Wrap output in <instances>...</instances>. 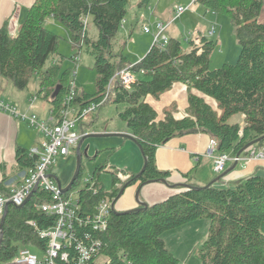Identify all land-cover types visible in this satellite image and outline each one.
Segmentation results:
<instances>
[{
	"label": "trees",
	"instance_id": "obj_1",
	"mask_svg": "<svg viewBox=\"0 0 264 264\" xmlns=\"http://www.w3.org/2000/svg\"><path fill=\"white\" fill-rule=\"evenodd\" d=\"M130 1L36 0L14 35L8 22L0 29V76L10 80L18 90L27 89L33 77H38L39 90L35 96L51 104L50 116L55 124L60 122L74 77L70 70L59 75L58 63L64 56L60 53V37L46 26L50 18L70 31L72 46L78 47V53L72 57L80 58L85 47L94 58L97 90L89 94L76 88L71 105L82 110L102 102L107 95L102 106L126 105L119 117L141 145L144 172L130 174L125 183L112 172V186L107 189L100 180L106 166L96 168L92 175L94 185L77 194L82 218L93 216L102 200L116 199L125 185H145L160 179L169 183L171 173L158 169L156 152L174 138L204 133L217 141L219 152L232 155L245 154L251 145L264 146V23L258 20L264 0L194 2L212 12L228 15L241 47L236 64H225L216 70L210 69V62L218 44L203 35L189 41L188 51L184 50L182 41L169 38L165 46L153 44L142 59L130 62L125 54L127 43L118 40ZM150 3L151 0H140L139 6L147 8ZM89 18L97 28V39L90 38L89 22L84 23ZM126 68L137 79L130 89L124 88L117 77ZM176 83L187 86V115L177 117L174 109L166 111L159 120L157 111L146 99L149 96L159 99ZM58 86L60 90L53 96ZM206 97L217 102L220 112ZM236 117L240 121H234ZM15 154L20 174L36 167L38 157L31 156L30 150L18 147ZM82 175L81 166L70 193L75 191ZM185 177L191 187L178 188L179 192L161 202L125 214L112 211L104 232L94 231L90 225L77 226L75 241L66 249L70 264L79 256L77 241L101 242L97 247L99 254L85 264H102L100 257L109 260L104 264H180L168 250L163 234L200 219L210 222L199 250L201 264H264V176L255 174L224 187L216 182L199 187L192 183L190 175ZM5 183L6 180L0 181V190L9 196L11 188ZM51 199L50 193L39 189L26 204L9 205L0 264H10L21 248L45 251L46 240L40 238L33 223L40 230L55 225L56 217L39 207Z\"/></svg>",
	"mask_w": 264,
	"mask_h": 264
},
{
	"label": "rangeland",
	"instance_id": "obj_2",
	"mask_svg": "<svg viewBox=\"0 0 264 264\" xmlns=\"http://www.w3.org/2000/svg\"><path fill=\"white\" fill-rule=\"evenodd\" d=\"M139 2L140 0L130 1L127 7V15L123 21V27L118 35V40L121 41V43H127L125 54L130 62H138V59L143 58L154 44L153 31L155 28L153 22L155 20L167 24L169 20L175 17V12L179 7L187 8L191 6L180 18L172 22L171 26L168 25L166 30L167 37L179 39L183 43L184 50L188 51L189 41L191 39L197 38L200 35L206 36L209 40L215 41L218 44L211 55V70L219 69L225 64H236L241 47L236 38L232 20L228 15L207 10L198 3H193V0H151L147 8L140 7ZM149 18L152 21L150 24H148ZM258 20L264 21V9L258 17ZM88 22L90 38L97 39L98 31L96 26L93 24L91 18H89ZM212 25H214L215 29L213 34H211ZM46 26L60 37V52L64 56V59L62 62L58 63L60 65L59 75L62 76L69 70L74 74L73 72L77 69L75 85L78 91L94 94L97 90V74L94 70V58L84 47L80 53L79 62L77 63L74 59L76 56H72L78 53V47L72 46L70 31L51 19L47 20ZM145 26L151 29V34L144 32L143 28ZM123 28H127L129 33H132L130 37L127 36ZM49 65L50 63L47 64V66ZM4 81L9 88L12 89H7L6 93H3L2 97L5 102L10 103L14 102V100L19 101L24 109H20V106L15 103L18 113H29L26 111L29 107L28 104L32 101V97L37 95L39 90L38 77H33L28 88L25 90H18L8 79H4ZM192 92L197 95L200 94L196 90H192ZM149 98L156 100L153 96H149ZM206 100L215 110L220 112L217 102L214 99L206 97ZM175 106H177V103H169L164 106L161 109V117L164 116L163 114L166 111L174 110L176 108ZM125 108V104L117 105L109 103L84 117L76 127L77 133L80 135L86 133L84 136L88 137L81 145L83 175L78 185L75 187L73 193L75 197L77 196V192L83 189L86 183L90 181L94 171L99 166H106L105 170L101 173L100 180L107 189H111L112 186V172L116 174L118 172L129 173L132 171L140 173L142 171L145 164L143 154L135 142L126 136L129 130L126 123L119 117L120 112L124 111ZM50 110L51 104L38 97V101L30 113H35L41 120L48 121L50 118ZM159 115L158 113V119ZM234 121H240V118L236 117ZM17 123L21 125L28 139L32 140L33 137L36 139V147H38L43 139L39 131L20 120H18ZM200 166L199 173H197L194 168L191 169L190 177L192 182H195V179L198 180L199 175H201L204 181L206 180L211 183L217 180L226 171L225 170L221 174H216L212 160L206 157L202 159ZM76 168V151H71L68 156L59 157L57 159L56 165L54 166V173L59 179L62 189L67 188L71 183ZM216 183L217 186L224 187L219 185L221 183L220 179L216 181ZM134 201L137 207H139L138 200L135 198ZM139 201H141L140 197ZM115 210L117 212H125V210L120 211L118 207H115ZM129 210L132 209L126 211ZM209 225L210 222L208 219H200L188 226L184 225L182 228L165 232L163 238L166 239L168 245L176 244V249L173 251V254L180 261V264H201L199 250L208 235ZM193 226L197 227L190 228ZM178 234L181 236L172 238V235ZM178 240L180 243H178ZM31 251L38 255L40 259L44 258V252L40 248H32Z\"/></svg>",
	"mask_w": 264,
	"mask_h": 264
},
{
	"label": "built area",
	"instance_id": "obj_3",
	"mask_svg": "<svg viewBox=\"0 0 264 264\" xmlns=\"http://www.w3.org/2000/svg\"><path fill=\"white\" fill-rule=\"evenodd\" d=\"M195 1L196 0H193V3ZM190 7L191 6L187 8L179 7L175 12L174 20L180 18ZM14 20L15 15L12 17L9 24V31L12 35L17 31V25L13 23ZM87 22L88 20H84V23ZM154 28V44L165 46L169 40L166 35L168 25L159 21L155 23ZM143 30L148 34L152 32L148 26H145ZM214 30L213 27L211 34H213ZM74 59L76 62L79 60L78 57ZM73 73L74 78L70 81V94L65 98V107L62 110L61 119L58 124H55L51 116L48 121H45L41 120L34 113L20 114L14 106L0 99V110L10 113L18 120L37 129L43 137L39 146L30 150L31 156L38 157L36 167L22 175L21 184L16 188H11V194L9 196H5L0 190V217H2L7 203L15 206H22L35 189L36 191L42 189L51 194V202L42 203L39 207L47 215L56 217L55 225L49 229L40 230L37 228V225L33 223L40 238L46 240L44 258L40 259L30 248H21L18 256L11 264H70V253H68L66 249L75 241L77 226L82 227L90 225L94 231L99 232H104L108 228L115 199L111 200L110 198H106L102 200L97 205L96 212L93 216L82 218L79 215L80 207L78 195L75 197L73 194L74 192H69L70 194L66 196L68 192H62V186L58 184L56 174L54 173V166L56 165L57 159L59 157L68 156L71 151H76L80 141L85 135H80L76 132V127L80 120L101 108L108 96L107 95L102 102L93 103L82 110L71 105L76 95L75 79L77 69ZM117 77L122 86L126 89H130L132 84L137 80L130 71V68L119 71ZM109 91L110 86L108 87V92ZM36 98V96L33 97V100ZM205 156L212 160L215 173L221 174L231 161L238 163L242 161L251 162L254 160H264V146L251 145L246 149L245 154L232 155L230 153L219 152L217 141L212 139L206 147ZM130 176V174L124 172L117 173V177L121 183H125L129 180ZM89 185H91V187L94 185L92 177L84 188ZM100 246L101 242L99 241H94L91 244L77 241L76 249L79 256L77 260H72L71 264L87 263L90 259L99 254L97 247ZM108 262L109 260L107 258H99V263L104 264Z\"/></svg>",
	"mask_w": 264,
	"mask_h": 264
},
{
	"label": "crops",
	"instance_id": "obj_4",
	"mask_svg": "<svg viewBox=\"0 0 264 264\" xmlns=\"http://www.w3.org/2000/svg\"><path fill=\"white\" fill-rule=\"evenodd\" d=\"M35 1L36 0H0V29L6 22L10 24L12 17L15 15V20L13 23L17 25V30L19 25L24 21L28 9L35 3ZM150 21L151 20L149 18L148 24L152 23V21ZM174 21V18H172L169 20L167 25L171 26V23ZM157 22L159 21L155 20L153 22L154 26ZM259 22L264 23V21ZM212 26L214 27V25ZM123 29H125L127 36L130 37L132 33H129L127 28ZM140 59L142 58H139L138 60ZM7 89L12 90L6 84L4 78L0 76V99L4 100L2 96L4 92L6 93ZM198 95L201 96V93ZM37 101L38 98L31 101L28 104L29 107L26 111L30 113ZM146 101L157 111V113L160 114L159 120L163 119L164 117H161V109L169 103H177V106H175V115L177 117L186 116V109L188 106L187 86L182 83H176L170 91L161 95L159 99L155 100L147 97ZM15 103L16 105L20 106V109H24L23 105L21 106L19 101L14 100V102H10L9 104L15 107ZM17 121L18 119L12 116L10 113L0 110V181L6 180L5 186H9L10 188H16L22 182V174H20L16 169V149L18 147H22L27 150H31L37 145L36 139H34V137L32 140L28 139V136L25 135L24 130L21 128V125L17 123ZM241 125H243V117L241 119ZM127 133L128 135H132L130 131ZM211 140V137L204 133L189 134L183 137L174 138L166 145L159 147L156 152V164L159 170L169 171L171 173L169 177L170 186L162 182H153L145 185H130L127 187L123 196L116 202L115 207H118L120 211H126L128 209L137 207L134 199L136 198L135 196L138 188L141 189L139 194L141 201L149 205L161 202L171 195L179 192L178 188L184 187L183 185L186 184L187 179L185 175H190L191 169L194 168L196 172L199 173L202 159L206 157V147ZM225 170V173H223L217 179V181L220 179L221 183L219 185L222 186L233 184L235 181L246 179L255 174L264 176V160H254L251 162L242 161L238 163L231 161L228 163ZM133 173L135 172L132 171L127 174ZM192 183L199 187H205L206 185L210 184L206 180L204 181L201 175H199L198 180L195 179V182ZM211 183H213V181ZM192 223L193 222L189 224ZM189 224L186 225L188 226ZM196 227L197 226H193L190 228ZM172 236V238H176L177 236L181 235L178 234ZM163 240L165 241L168 250L173 254V251L176 249V244L174 243L168 245L166 239L163 238ZM178 243H180L179 240Z\"/></svg>",
	"mask_w": 264,
	"mask_h": 264
},
{
	"label": "water",
	"instance_id": "obj_5",
	"mask_svg": "<svg viewBox=\"0 0 264 264\" xmlns=\"http://www.w3.org/2000/svg\"><path fill=\"white\" fill-rule=\"evenodd\" d=\"M59 90H60V86H58V87L56 88V90H55L53 96L57 95L58 92H59ZM91 136H99V135H91ZM126 136H127L128 138H130L132 141H134V142L137 144V146L139 147V149L141 150V152H142L141 145L138 143L137 139H136L133 135H126ZM87 137H88V136H84V137L82 138V140L80 141V143H79V145H78V147H77V149H76V154H77V168H76V172H75V175H74V177H73L71 183L68 185V187L65 188V189H62V192H63V193H67V192H69V191L71 190L73 184L75 183V181H76V179H77V177H78V175H79V173H80L81 166H82L81 145H82L83 141H84ZM142 153H143V152H142ZM144 169H145V164H144V167H143L142 171L139 173V175H141V174L144 172ZM56 179H57L58 184L61 186V183H60L59 179H58L57 177H56ZM216 181H217V180L213 181V183H210V184H214ZM153 182H162V183H164V184H166V185H169V183H168V181H167L166 179H160V180L149 181L148 183H153ZM210 184L206 185L205 187L210 186ZM142 185H144V184H142ZM169 186H170V185H169ZM183 186L186 187V188H187V187H188V188L191 187L190 185H187V184H184ZM127 187H128V186L125 185V186L121 189L120 193L118 194V197L115 199V201H114V203H113V211H114L115 213H117V214H125V213H128V212L138 211V210H141V209H145V208H147V207L149 206V204H147V203H145V202H143V201H139V194H140V190H141V189L138 188L135 197H136V199L138 200V206H139V207H137L136 209H132V210H129V211H125V212H117V211L115 210V204H116V202H117V201L123 196V194L125 193ZM173 187H174V186H173ZM196 188H199V187H196ZM35 192H36V189L33 190L32 193H31V195L26 199L25 204H26V203L29 201V199L35 194ZM9 205H10V203H7V204L5 205V210H4V213H3L2 217H1V221H0V246H1L2 242H3V235H4V234H3V227H4L5 220H6V216H7V212H8ZM19 207H20V206H19Z\"/></svg>",
	"mask_w": 264,
	"mask_h": 264
}]
</instances>
